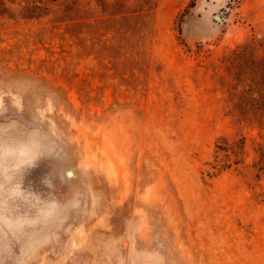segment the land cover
<instances>
[{
  "label": "rangeland",
  "instance_id": "374dc122",
  "mask_svg": "<svg viewBox=\"0 0 264 264\" xmlns=\"http://www.w3.org/2000/svg\"><path fill=\"white\" fill-rule=\"evenodd\" d=\"M9 124L0 264H264V0H0Z\"/></svg>",
  "mask_w": 264,
  "mask_h": 264
},
{
  "label": "snow or ice",
  "instance_id": "6c2138e0",
  "mask_svg": "<svg viewBox=\"0 0 264 264\" xmlns=\"http://www.w3.org/2000/svg\"><path fill=\"white\" fill-rule=\"evenodd\" d=\"M11 124L0 129V159L14 154V139L9 135Z\"/></svg>",
  "mask_w": 264,
  "mask_h": 264
},
{
  "label": "bare ground",
  "instance_id": "6f19581e",
  "mask_svg": "<svg viewBox=\"0 0 264 264\" xmlns=\"http://www.w3.org/2000/svg\"><path fill=\"white\" fill-rule=\"evenodd\" d=\"M92 144H93V143H92ZM112 155H113V154H112L111 150L108 149V150L105 152V154H101V155L98 157V164H99L100 166H102L104 160H105L106 162H109V158L112 157ZM108 174H109L110 177H113V174H112L111 172H108ZM68 176H69V177L73 176V172H69V173H68Z\"/></svg>",
  "mask_w": 264,
  "mask_h": 264
}]
</instances>
